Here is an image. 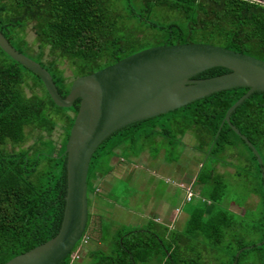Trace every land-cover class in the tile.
Masks as SVG:
<instances>
[{
	"label": "trees",
	"instance_id": "obj_1",
	"mask_svg": "<svg viewBox=\"0 0 264 264\" xmlns=\"http://www.w3.org/2000/svg\"><path fill=\"white\" fill-rule=\"evenodd\" d=\"M29 26L35 49L25 39ZM0 32L15 50L50 74L58 93L65 98L75 79L158 46L207 44L264 61V0H0ZM65 64L71 73L69 78L61 68ZM228 72L214 68L194 79ZM247 91H222L113 133L90 161L89 211L94 199L99 200L96 182L113 170L110 163L115 152L130 149L135 156L139 144L151 136L167 140L172 147L190 135L203 164L195 181V186L202 188L201 197L191 211L187 236L194 237L193 241L198 236L206 237L213 247L221 246L229 237L225 245L230 252L228 264H247V260L264 264V244L258 246L264 241L260 167L244 141L224 122L229 108ZM78 108L79 100L68 109L57 107L40 79L0 49V264L57 235L66 193L65 149ZM230 123L251 143L264 167V92L249 96L231 114ZM57 128L61 131L59 142L51 138ZM33 132L38 133L37 141L23 148ZM228 151L235 152L244 167L239 177L259 199L256 217L250 222L220 207L226 175L216 168L226 165L222 159L229 156ZM98 217L102 218L89 212L88 223ZM249 235L253 240L246 239ZM157 236L150 228L124 231L114 237L110 254L97 251L87 255L95 259L100 256L94 264L153 260L186 264L177 259L178 247L165 261L162 255L168 248ZM83 238L90 241L85 234ZM83 238L80 243L85 244ZM76 247L60 264H71L73 256L78 258L80 247L75 251Z\"/></svg>",
	"mask_w": 264,
	"mask_h": 264
},
{
	"label": "water",
	"instance_id": "obj_2",
	"mask_svg": "<svg viewBox=\"0 0 264 264\" xmlns=\"http://www.w3.org/2000/svg\"><path fill=\"white\" fill-rule=\"evenodd\" d=\"M0 49L40 79L57 107L68 109L79 100L65 149L66 193L59 231L51 240L5 264H60L73 251L84 237L88 224L87 175L90 161L98 147L113 133L222 91L248 89L229 108L224 122L255 156L261 171L264 195L262 160L251 143L230 123L231 114L249 96L264 92V61L207 44L158 46L75 79L69 94L62 98L50 74L15 50L1 32ZM214 68L229 72L208 79H194ZM262 244L264 241L258 246Z\"/></svg>",
	"mask_w": 264,
	"mask_h": 264
},
{
	"label": "rangeland",
	"instance_id": "obj_3",
	"mask_svg": "<svg viewBox=\"0 0 264 264\" xmlns=\"http://www.w3.org/2000/svg\"><path fill=\"white\" fill-rule=\"evenodd\" d=\"M25 34V39L35 49V37L30 26L26 29ZM61 68L64 70L65 77L69 78L71 73L68 66L65 64ZM25 93L28 96L30 95L27 89H25ZM160 122L163 123L164 119ZM60 134L61 131L57 128L51 138L55 142H59L61 138ZM37 139L38 133L33 132L23 148L31 146ZM173 144L170 147L167 140L154 135L139 144L141 148L135 156L133 155L134 150L130 149L121 150L115 156L126 161L127 164L123 163L121 165L122 162L121 164L120 162L117 164L118 161L115 158L111 159V163L116 165V172L123 170L122 173H117V177L119 176L122 179H115L113 181L108 197L106 192L102 191V184H99L98 192L100 194L97 195L98 197L96 196L99 200L95 201L96 198L94 199L89 212L93 216L100 215L102 218L98 217V220L94 222L90 219L84 233L85 237L88 236L90 238V241L86 244H82V242L77 243L75 251L80 247L82 248V252L78 254V258L72 257L74 259L72 264H94L100 256L95 259L94 255L87 256L86 253H95L93 247L96 246V241L99 237H101L103 243H110L114 235L118 233L137 230L136 228L138 227L151 228L152 226H157L158 224L152 223L151 220L152 212L156 205L161 207L168 205L169 210L170 205L173 204L175 208L181 203L179 207L183 214L179 222H187L192 209L199 203L200 198L195 200L196 198L194 197L192 202H184V190L187 185L184 179L186 180L192 173L194 175L199 171L198 165L201 166L203 164V157L194 151L196 143L190 135H186L180 142ZM227 153L229 156L225 160L222 159L226 165H218L216 168L218 173L226 175L224 200L220 204V207L233 212L237 219L246 217L245 221L250 222L251 219L256 217L255 213H257L258 209L255 207L259 199L249 192L250 188L243 181L244 179L239 177V174L244 173V167L241 166L240 161L233 154L235 152L228 151ZM171 159L173 160L172 162H170ZM104 196L106 199L103 200ZM250 224L247 223V225ZM159 225H162V222ZM101 227H104V230H101ZM158 228V233H161L163 227L158 226ZM117 229L119 230L115 232ZM246 239L248 241L249 239L253 240V237L249 235V238L246 237ZM229 240L230 238L228 237L223 241L221 246L213 247L212 242L206 237H196L195 241L199 243H191L190 245H197V247L195 246L196 250H200L201 252L204 249L205 252L203 255H200V262L196 260L193 264L196 262L198 264H228L230 252L226 250L225 245ZM110 249L111 246L108 247L104 254H110ZM159 263H162V261L153 260L141 264ZM246 263L256 264L254 260L251 262L247 260ZM188 264H192V262Z\"/></svg>",
	"mask_w": 264,
	"mask_h": 264
},
{
	"label": "crops",
	"instance_id": "obj_4",
	"mask_svg": "<svg viewBox=\"0 0 264 264\" xmlns=\"http://www.w3.org/2000/svg\"><path fill=\"white\" fill-rule=\"evenodd\" d=\"M118 153H120V152H115V154H116L115 156H117ZM115 156L113 158H115L118 161L117 164H119V162H120V164L122 162L121 165H123V163L127 164L126 161L119 159ZM110 165L113 166V170L110 173V175L106 176L105 178H99L98 182H96V184H98V186L100 183L102 184L101 185L102 191L106 192L107 197L110 194L109 192L111 189V185L113 184V181L115 179H122L119 176L117 177V173L119 174V173H122V171H123V170L122 171L120 170V171L116 172L115 171L116 165H114L112 163H110ZM201 167H202V165L201 166L198 165L199 169ZM197 173H198V171L194 175H192L193 174L192 173L191 176L189 178H187L186 180L184 179V181L187 183L185 190H184L185 191L184 202H192L193 199L191 201L186 200V194L190 190L194 194V197L196 198L195 200H197V198L201 197L202 188L200 186H195ZM104 199H106V197L103 198V200ZM180 205H181V203H180ZM180 205H178V207L174 208L173 204H172V205H170L169 210H168V205H165L164 207L156 205L153 212H152V216H151L152 219L151 220H152V223H155L158 225L152 226L151 227L152 229L150 228V230L153 231L154 235H156V236L158 235L159 238H161L162 241L165 242V245L168 248V250L165 251V253H163V255H162L165 258V261L170 259L169 254L172 255L173 253H176L177 247H178L180 250L177 251V259L178 258L181 259L182 261L186 262V264H188L189 262H195L196 260H197V262H200V258H201L200 255H203L205 251L203 249L200 252V250L195 249V246L197 247V245H195V246L190 245L191 243L196 244L199 242L193 241L194 237L187 236V234H186V230L188 229V220L191 216V213H190L189 218H188L186 223L179 222V220L181 219V216L183 214L181 212L180 207H179ZM151 220H150V222H151ZM161 222H162V225H159V223H161ZM158 226L163 227L161 233H158V231H159ZM100 229L104 230V227H101ZM136 229L137 230L138 229L139 230L145 229V227H138ZM118 230L119 229L115 230V232H117ZM115 236L116 235H114V237ZM114 237H113V239H114ZM112 243H113V240L110 243L109 242L103 243L101 237H99V239H97V241H96V246L93 247V250L95 252H97V251L105 252L109 246L112 247ZM80 249L81 250H78L77 254H80L82 252V248H80ZM87 254H89V252H87L86 255ZM72 263L73 262H71V264ZM160 264H162V263H160Z\"/></svg>",
	"mask_w": 264,
	"mask_h": 264
},
{
	"label": "built area",
	"instance_id": "obj_5",
	"mask_svg": "<svg viewBox=\"0 0 264 264\" xmlns=\"http://www.w3.org/2000/svg\"><path fill=\"white\" fill-rule=\"evenodd\" d=\"M194 198V194L192 193V191L190 190L187 194H186V200L187 201H191ZM84 239V243L86 242V238Z\"/></svg>",
	"mask_w": 264,
	"mask_h": 264
}]
</instances>
